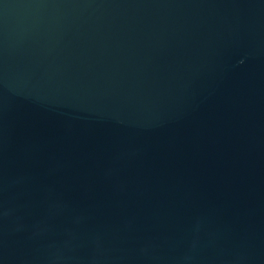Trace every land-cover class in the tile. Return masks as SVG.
<instances>
[{
  "label": "water",
  "instance_id": "95a60500",
  "mask_svg": "<svg viewBox=\"0 0 264 264\" xmlns=\"http://www.w3.org/2000/svg\"><path fill=\"white\" fill-rule=\"evenodd\" d=\"M0 264H264V0H0Z\"/></svg>",
  "mask_w": 264,
  "mask_h": 264
}]
</instances>
